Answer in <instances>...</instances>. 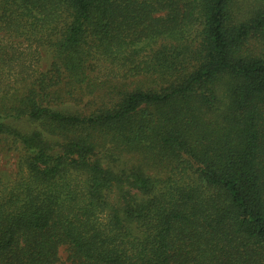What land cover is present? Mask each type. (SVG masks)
Instances as JSON below:
<instances>
[{"label": "trees", "instance_id": "trees-1", "mask_svg": "<svg viewBox=\"0 0 264 264\" xmlns=\"http://www.w3.org/2000/svg\"><path fill=\"white\" fill-rule=\"evenodd\" d=\"M0 264H264V0H0Z\"/></svg>", "mask_w": 264, "mask_h": 264}, {"label": "rangeland", "instance_id": "rangeland-1", "mask_svg": "<svg viewBox=\"0 0 264 264\" xmlns=\"http://www.w3.org/2000/svg\"><path fill=\"white\" fill-rule=\"evenodd\" d=\"M18 152L9 150L6 146L0 148V177L5 180H11L14 178L17 171L18 164ZM59 262L58 264H70L67 259V252L65 247H61L59 251Z\"/></svg>", "mask_w": 264, "mask_h": 264}]
</instances>
